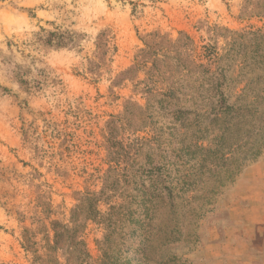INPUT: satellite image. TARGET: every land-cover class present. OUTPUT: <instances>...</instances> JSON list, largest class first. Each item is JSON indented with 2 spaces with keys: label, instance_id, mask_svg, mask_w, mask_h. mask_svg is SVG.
<instances>
[{
  "label": "rangeland",
  "instance_id": "rangeland-1",
  "mask_svg": "<svg viewBox=\"0 0 264 264\" xmlns=\"http://www.w3.org/2000/svg\"><path fill=\"white\" fill-rule=\"evenodd\" d=\"M262 160L264 0H0V264H215Z\"/></svg>",
  "mask_w": 264,
  "mask_h": 264
},
{
  "label": "crops",
  "instance_id": "crops-1",
  "mask_svg": "<svg viewBox=\"0 0 264 264\" xmlns=\"http://www.w3.org/2000/svg\"><path fill=\"white\" fill-rule=\"evenodd\" d=\"M232 206V225L215 264H264V160L238 180Z\"/></svg>",
  "mask_w": 264,
  "mask_h": 264
},
{
  "label": "trees",
  "instance_id": "trees-1",
  "mask_svg": "<svg viewBox=\"0 0 264 264\" xmlns=\"http://www.w3.org/2000/svg\"><path fill=\"white\" fill-rule=\"evenodd\" d=\"M75 229V226L72 227V229H68L67 226H61L59 228H55V237L57 238L60 233H58L59 230H61V233L63 234H70Z\"/></svg>",
  "mask_w": 264,
  "mask_h": 264
}]
</instances>
